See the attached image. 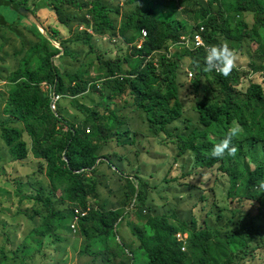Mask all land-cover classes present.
<instances>
[{
	"label": "trees",
	"instance_id": "obj_1",
	"mask_svg": "<svg viewBox=\"0 0 264 264\" xmlns=\"http://www.w3.org/2000/svg\"><path fill=\"white\" fill-rule=\"evenodd\" d=\"M125 5L128 8L121 11L105 0H40L31 9L27 0H0V7H20L40 23L37 11L52 9L66 26H71L67 9L73 7L79 11V24L111 39L120 37L128 48L123 59L105 58L87 32L62 40L57 30L45 27L48 39L32 23L36 42L22 50L9 76L0 71V81L6 82L0 95V153L5 150L9 163L34 162L33 173L16 185L19 202L32 203L25 215L40 220L22 243L9 251L1 249L0 264H29L32 252H39L46 238L62 242V234L73 232L76 208L88 212L77 225L85 239L79 254L100 259V264H264V189L259 186L264 181V88L260 83L264 43H259L256 53L262 63L252 64L248 71L237 67L228 77L204 71L208 46L227 40L237 49L248 40H262L264 0H125ZM110 13L120 16L119 25ZM250 16L252 22H247ZM15 25L0 14V28ZM201 27L205 46L196 47L194 35ZM142 29L148 36L139 50L134 44ZM183 36L189 38L188 45L181 44ZM53 39L61 49L52 44ZM79 43L89 51L78 67H71L70 59L80 61L85 52L74 49ZM58 55L61 66L54 63ZM185 59L193 74L189 88L181 80ZM95 60L98 73L93 75ZM251 70L260 77L241 83ZM45 85L62 95L81 118L67 116L63 102L53 111ZM182 88L195 96L191 108L198 125L188 116ZM129 108L144 117L149 135L173 152L174 163L184 161L182 170L189 171L181 179H200L199 187L183 186L200 191L198 203L205 204L202 225L192 216L180 220L176 214H151L146 202L148 182L139 160L140 137L145 136L132 130ZM233 122L242 129L241 138L233 140L236 154L213 158L214 144ZM112 142L119 148H136L139 162L133 173L117 163L115 157L124 160L123 156L107 150ZM103 166L123 182L119 183L124 195L120 207L104 209L100 204ZM36 175L44 176L46 185H33ZM222 178L229 186L225 207L219 206L216 194ZM211 217L214 227L208 222ZM126 220L131 221L128 225L135 239L128 243L118 232ZM177 234L188 235L184 251Z\"/></svg>",
	"mask_w": 264,
	"mask_h": 264
},
{
	"label": "rangeland",
	"instance_id": "obj_2",
	"mask_svg": "<svg viewBox=\"0 0 264 264\" xmlns=\"http://www.w3.org/2000/svg\"><path fill=\"white\" fill-rule=\"evenodd\" d=\"M40 2V0H27V6L34 9L35 3ZM105 2L112 8L119 7L121 11L126 10L128 7L125 5V0H105ZM67 12L71 16V26H66L61 24L52 9H41L37 11L40 23L42 26V32L55 29L59 32V38L64 40L68 38H73L75 36L88 33L92 35V40L96 45L99 52L104 53L105 58H124L128 52V48L125 44H122L121 38L111 39L107 33L101 34V31H94L92 28L86 29L85 25L79 24V18H76L79 11L73 7H68ZM78 12V13H77ZM0 14H2L8 22L15 21L16 25L12 28H0V71L3 76H9L11 72L15 71L17 65L22 58L24 52L22 50L28 49L33 42H36V37L32 33V22L31 19L23 17L18 12L9 10L8 8L0 7ZM113 21L116 23L120 22V16L115 13L109 14ZM166 16L170 17V12L166 13ZM172 16V15H171ZM175 16V14L173 15ZM248 22H252V16L248 17ZM117 25H119L117 23ZM48 35V34H47ZM46 37V36H45ZM49 37V36H48ZM47 37V38H48ZM50 39V38H49ZM116 39V40H115ZM54 46L57 48H62L58 41L50 40ZM264 43V35L262 40L258 43L255 41L248 40L245 44L236 50H246L241 61L238 64L239 70H250L252 64H261L262 57L257 55L259 50V43ZM75 47L76 50H84L85 52L79 56L80 61L77 59H70L69 63L71 67H78L81 62L85 60V53L89 51L87 45L81 44ZM241 53V54H242ZM240 54V55H241ZM54 63L58 66L62 65V60L59 55L54 58ZM243 63V64H242ZM91 66L93 75L97 74L96 60L92 62ZM189 60L185 59L182 63V76L181 80L186 85L190 87L191 79L189 76ZM253 70L247 75L241 83H250L251 80L256 78L260 79L264 77V73L254 74ZM264 83V81H260ZM47 86V85H46ZM6 82L0 81V95L5 91ZM264 88V86H263ZM47 90L48 87H47ZM181 96L185 100L187 109L189 110L188 116L192 120V124L197 123V113L191 108L194 104V94L189 92V90H184L182 88ZM63 100L61 101V103ZM90 102V100H89ZM62 107L65 109L67 116L81 118L79 111L68 105V101L65 100L62 103ZM0 106V114H1ZM127 115L131 119L132 130H137L144 134V139L140 137V152L141 160L143 166L144 179L147 180V206L150 207L151 214L155 216H168L176 214L177 218L180 220H189L190 217L197 219L198 224H203L204 214L201 208L205 204H199L198 197L200 191L197 189H191L183 186V183L190 184L191 186H198L200 184V179L191 180L186 178L182 180L181 176L189 170L186 169L184 172L182 167L184 161L181 163H174V154L169 148L163 146L158 138L151 137L148 132V126L146 122L143 121L142 115L135 110L129 108L127 109ZM233 125V124H232ZM148 137V138H147ZM241 138V133L239 135ZM26 140H29L26 137ZM139 140V139H138ZM107 150H112L124 157V160H120L119 157H115L117 163L123 166L127 172L133 173L138 167V160L135 158L134 151L135 147L130 146L128 148H119L116 146L115 142H112ZM6 152L4 149L1 150L0 157V251L1 249H6V251L15 248L19 243H22L25 237L29 235L35 224H38L40 220H30L24 213L27 209L31 208L32 203L29 201L19 202V189L16 182H20L22 179H26L28 174H32L36 168L34 162L28 160L26 163H9L5 156ZM102 173L104 174L103 181L104 185L101 189L100 204L104 209L117 208L122 206L124 202V195L119 189L120 181L119 177L112 173L111 169L107 166L102 167ZM169 173V174H168ZM171 173V174H170ZM209 174V173H208ZM33 185L41 186V184L46 185L47 181L44 176L36 175ZM168 178L170 181L166 182L165 179ZM178 180L174 181L173 179ZM208 186L211 183L208 182ZM221 186L216 188L217 202L220 207H225L224 201L226 200V192L229 188L226 179H220ZM211 193L207 192L206 196L210 197ZM222 203V204H221ZM39 208L42 210L41 205ZM132 206L129 207L131 211ZM132 212V211H131ZM134 218V215H132ZM130 219V220H131ZM131 222V221H129ZM127 220L120 223L118 227L119 236L124 242H132L135 239L132 237V232ZM171 222L175 223L174 218ZM210 226H215L214 217L208 220ZM75 231H66L62 234L63 241L58 242L54 238H46L39 252L33 251L34 257L29 261V264H100V259L93 261L90 255H80L81 246L85 243L84 237L79 235L77 227ZM257 263V262H256Z\"/></svg>",
	"mask_w": 264,
	"mask_h": 264
},
{
	"label": "clouds",
	"instance_id": "obj_3",
	"mask_svg": "<svg viewBox=\"0 0 264 264\" xmlns=\"http://www.w3.org/2000/svg\"><path fill=\"white\" fill-rule=\"evenodd\" d=\"M197 39H199V37H197ZM241 59L242 57L240 53L238 52V50L230 47L229 42L227 40H222L220 43L215 44V45H210L206 48V55L204 58V64H205L204 71L209 72V73L218 72L222 76L228 77L231 75L233 70H235L238 67V64ZM44 88L47 90L46 85L44 86ZM241 132H242V129L239 126V124L233 122V125L229 127L224 138L220 140L219 142H217L216 144H214L212 151H211V156L216 159L223 158L225 154L234 156L237 152V148L233 144V140L234 138L238 137ZM259 186L260 188L264 189V181L260 182ZM76 209H79V208H76ZM74 213H75V210H74ZM73 231L75 230L73 229ZM182 235H187V234H182ZM187 243H188V240H187Z\"/></svg>",
	"mask_w": 264,
	"mask_h": 264
},
{
	"label": "built area",
	"instance_id": "obj_4",
	"mask_svg": "<svg viewBox=\"0 0 264 264\" xmlns=\"http://www.w3.org/2000/svg\"><path fill=\"white\" fill-rule=\"evenodd\" d=\"M203 31H204V27H201L199 32H197L194 35V45L196 47L205 46L204 39H203V36H202V32ZM147 36H148L147 31L145 29H142L141 33H140V37H139L138 41L135 43V46L137 47V49H142L143 48L144 42H145ZM197 37H199V39H197ZM116 38H120V37H116ZM181 44L188 45L189 44V38L187 36L181 37ZM189 76H190V78H193V74L192 73H189ZM47 87H48L49 92H50V99H51L50 106H51V109L53 111H57L58 110V106H59L60 102L63 99V96L60 95V94L55 93V91H53V89H52V86L48 85V86H46V88ZM86 214H87V211H82L80 209H75V217H74V222L72 224V228L73 229L76 228V225H77L78 221L81 218L85 217ZM176 238H177L179 243H183L182 250L184 251L186 249V244H187V240H188L187 235L178 234V235H176Z\"/></svg>",
	"mask_w": 264,
	"mask_h": 264
},
{
	"label": "water",
	"instance_id": "obj_5",
	"mask_svg": "<svg viewBox=\"0 0 264 264\" xmlns=\"http://www.w3.org/2000/svg\"><path fill=\"white\" fill-rule=\"evenodd\" d=\"M12 10L15 11V12H18L20 13L21 15L23 14V16H27L29 19H31V21H33L37 27L39 28V30L41 31L42 30V26L41 24L36 20V18L31 15L30 13L28 12H25L23 9H21L20 7H12ZM42 32V31H41ZM46 37H48V35L46 34V32H42ZM49 39V37H48ZM61 49V48H60Z\"/></svg>",
	"mask_w": 264,
	"mask_h": 264
},
{
	"label": "crops",
	"instance_id": "obj_6",
	"mask_svg": "<svg viewBox=\"0 0 264 264\" xmlns=\"http://www.w3.org/2000/svg\"><path fill=\"white\" fill-rule=\"evenodd\" d=\"M247 22H248V19H247ZM240 54L242 53V52H247L245 49L244 50H241V51H238ZM248 53V52H247ZM244 55V53H242L241 54V56H243ZM241 61V60H240ZM243 64V63H242ZM261 81H264V77L261 79ZM263 85H264V83H263Z\"/></svg>",
	"mask_w": 264,
	"mask_h": 264
},
{
	"label": "flooded vegetation",
	"instance_id": "obj_7",
	"mask_svg": "<svg viewBox=\"0 0 264 264\" xmlns=\"http://www.w3.org/2000/svg\"><path fill=\"white\" fill-rule=\"evenodd\" d=\"M11 9H12V8H11ZM24 17L28 18L27 16H24Z\"/></svg>",
	"mask_w": 264,
	"mask_h": 264
}]
</instances>
